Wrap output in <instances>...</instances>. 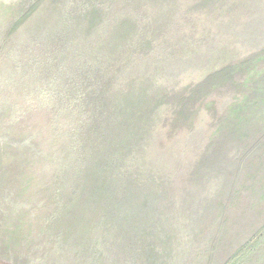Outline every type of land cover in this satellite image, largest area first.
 Instances as JSON below:
<instances>
[{
	"label": "rangeland",
	"instance_id": "374dc122",
	"mask_svg": "<svg viewBox=\"0 0 264 264\" xmlns=\"http://www.w3.org/2000/svg\"><path fill=\"white\" fill-rule=\"evenodd\" d=\"M0 264H264V0H0Z\"/></svg>",
	"mask_w": 264,
	"mask_h": 264
}]
</instances>
